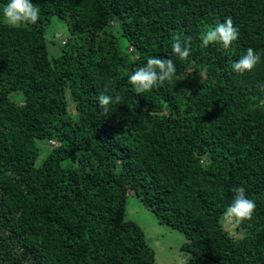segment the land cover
I'll use <instances>...</instances> for the list:
<instances>
[{
    "label": "trees",
    "instance_id": "trees-1",
    "mask_svg": "<svg viewBox=\"0 0 264 264\" xmlns=\"http://www.w3.org/2000/svg\"><path fill=\"white\" fill-rule=\"evenodd\" d=\"M32 2L37 24L13 27L0 0V264H154L130 195L182 234L188 264H264V0ZM53 17L69 33L58 56ZM229 17L232 47H201ZM176 36L192 38L186 60ZM249 47L260 63L235 73ZM149 57L176 75L137 95L128 76ZM106 86L122 101L104 115ZM241 186L256 210L237 225L223 213Z\"/></svg>",
    "mask_w": 264,
    "mask_h": 264
},
{
    "label": "clouds",
    "instance_id": "clouds-1",
    "mask_svg": "<svg viewBox=\"0 0 264 264\" xmlns=\"http://www.w3.org/2000/svg\"><path fill=\"white\" fill-rule=\"evenodd\" d=\"M4 22L13 27L24 25H35L39 20L40 9L32 0H8L3 8ZM239 38V30L234 26L233 20L229 17L226 21L217 23L215 26H207L201 33V47H208L212 44H219L225 50L230 49ZM191 37L181 39L180 36L174 37L172 44L173 53L180 60H186L191 54ZM260 55L251 47L246 54L232 64L235 73L243 75L246 72H252L258 63ZM121 71H127L121 69ZM176 75L174 61L168 58L149 57L146 64L137 68L128 76L129 83L133 86V91L137 94H143L153 90L154 87L163 85L165 81L171 82ZM261 91H264V85H261ZM100 93L97 101L104 115H107L109 106L119 104L122 97L117 94L113 96ZM234 198L231 204L226 208L223 215L225 218H231L237 225L244 221H251L256 210L255 201L247 198L244 187H233Z\"/></svg>",
    "mask_w": 264,
    "mask_h": 264
},
{
    "label": "rangeland",
    "instance_id": "rangeland-1",
    "mask_svg": "<svg viewBox=\"0 0 264 264\" xmlns=\"http://www.w3.org/2000/svg\"><path fill=\"white\" fill-rule=\"evenodd\" d=\"M66 24L53 17L46 30L47 46L51 56H58L68 36ZM204 77V76H203ZM70 113L75 115L74 102L70 98ZM126 219L137 223L145 234V239L151 249L155 252L154 264H188L189 254L182 250L184 238L177 230H173L161 224L154 213L145 207L135 196L130 195L126 204ZM225 221V220H224ZM229 220L224 222L231 234L239 236L232 227ZM201 264H217L205 259Z\"/></svg>",
    "mask_w": 264,
    "mask_h": 264
},
{
    "label": "built area",
    "instance_id": "built-area-1",
    "mask_svg": "<svg viewBox=\"0 0 264 264\" xmlns=\"http://www.w3.org/2000/svg\"><path fill=\"white\" fill-rule=\"evenodd\" d=\"M49 144L51 145V146H54L55 144H57L54 140H51V141H49Z\"/></svg>",
    "mask_w": 264,
    "mask_h": 264
}]
</instances>
